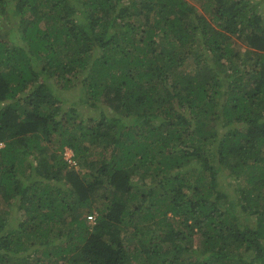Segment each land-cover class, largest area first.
Segmentation results:
<instances>
[{"label": "trees", "instance_id": "trees-1", "mask_svg": "<svg viewBox=\"0 0 264 264\" xmlns=\"http://www.w3.org/2000/svg\"><path fill=\"white\" fill-rule=\"evenodd\" d=\"M196 1L0 0V264H264V0Z\"/></svg>", "mask_w": 264, "mask_h": 264}, {"label": "rangeland", "instance_id": "rangeland-1", "mask_svg": "<svg viewBox=\"0 0 264 264\" xmlns=\"http://www.w3.org/2000/svg\"><path fill=\"white\" fill-rule=\"evenodd\" d=\"M259 1H261V0H259ZM190 3L191 4H194V5H196V6H198L199 4H198V2L196 1V0H190ZM198 7H200V6H198ZM62 106V105H61ZM63 108H64V106H62ZM85 113H86V117H91L92 115H96V110H92L90 113H89V111H85ZM2 146H4V142L3 143H0V147H2ZM67 149H69V151H70V153L71 154H73L74 155V151H73V149H71L70 147H65V149H64V155H65V153H66V150ZM65 159H67V156L65 155ZM68 160V162L70 163V164H76V163H74L76 160H75V158L74 157H72V159L69 161V159H67ZM227 172H229V170L227 171ZM224 188L225 189H230V187H229V185H228V183L227 184H224ZM3 206V205H2ZM3 209V208H2ZM95 218V217H94ZM91 221H92V223H93V220L91 219Z\"/></svg>", "mask_w": 264, "mask_h": 264}, {"label": "built area", "instance_id": "built-area-1", "mask_svg": "<svg viewBox=\"0 0 264 264\" xmlns=\"http://www.w3.org/2000/svg\"><path fill=\"white\" fill-rule=\"evenodd\" d=\"M65 155L67 156V159H69V161L72 159V157H74V155L70 153L69 149L66 150ZM74 163H76V161ZM89 219H94V216H89Z\"/></svg>", "mask_w": 264, "mask_h": 264}, {"label": "clouds", "instance_id": "clouds-1", "mask_svg": "<svg viewBox=\"0 0 264 264\" xmlns=\"http://www.w3.org/2000/svg\"><path fill=\"white\" fill-rule=\"evenodd\" d=\"M88 219H89V216H88ZM95 219V218H94ZM94 219H92V220H94ZM89 220H91V219H89Z\"/></svg>", "mask_w": 264, "mask_h": 264}]
</instances>
